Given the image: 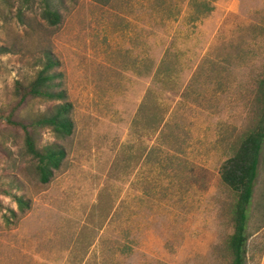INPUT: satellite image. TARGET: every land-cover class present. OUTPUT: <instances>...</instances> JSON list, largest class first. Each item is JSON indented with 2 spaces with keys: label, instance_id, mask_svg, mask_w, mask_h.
Segmentation results:
<instances>
[{
  "label": "rangeland",
  "instance_id": "374dc122",
  "mask_svg": "<svg viewBox=\"0 0 264 264\" xmlns=\"http://www.w3.org/2000/svg\"><path fill=\"white\" fill-rule=\"evenodd\" d=\"M50 1L56 27L46 0H0V264H233L220 168L262 115L264 0ZM46 53L70 138L31 127L63 101L18 108ZM11 114L65 149L49 184Z\"/></svg>",
  "mask_w": 264,
  "mask_h": 264
},
{
  "label": "trees",
  "instance_id": "16d2710c",
  "mask_svg": "<svg viewBox=\"0 0 264 264\" xmlns=\"http://www.w3.org/2000/svg\"><path fill=\"white\" fill-rule=\"evenodd\" d=\"M51 1L46 0L44 18L56 27L61 23L60 13L52 9ZM5 53L0 49V55ZM59 62L50 54L44 55L43 67L37 78L29 85H19L16 88L17 97L20 99L18 108L20 109L28 99L45 101H63L49 116H44L31 123V127L41 126L51 129L59 138H70L75 130L72 119L73 105L67 101L64 91H58L55 81L61 78L55 70L59 67ZM260 96L262 103V115L251 128L244 139L241 140L238 150L220 168L222 182L230 188L235 195V202L231 208L232 225L234 232L228 240V249L232 256L233 264H246L248 257V220L249 207L252 204L254 194V184L258 175L259 159L261 148L264 142V80L260 83ZM10 125L21 128L25 134V144L27 153L37 162V171L40 182L49 184L57 171H60L67 158L64 148L53 145L39 148L33 133L29 131V126L14 121L12 114L7 117ZM19 208L23 213L30 209V202L23 196H14ZM261 213H255L254 217L262 220Z\"/></svg>",
  "mask_w": 264,
  "mask_h": 264
},
{
  "label": "crops",
  "instance_id": "0c3cea01",
  "mask_svg": "<svg viewBox=\"0 0 264 264\" xmlns=\"http://www.w3.org/2000/svg\"><path fill=\"white\" fill-rule=\"evenodd\" d=\"M250 207L247 228L249 235L247 243L248 256L257 257L259 264H264V218L260 221L254 217V214L259 212H262L264 217V142L261 148L258 175L254 184V194Z\"/></svg>",
  "mask_w": 264,
  "mask_h": 264
}]
</instances>
